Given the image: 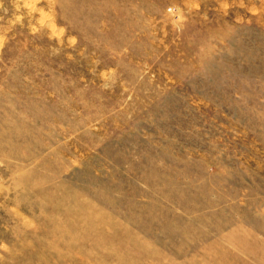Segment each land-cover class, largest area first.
<instances>
[{
  "label": "rangeland",
  "instance_id": "1",
  "mask_svg": "<svg viewBox=\"0 0 264 264\" xmlns=\"http://www.w3.org/2000/svg\"><path fill=\"white\" fill-rule=\"evenodd\" d=\"M0 264H264V0H0Z\"/></svg>",
  "mask_w": 264,
  "mask_h": 264
}]
</instances>
